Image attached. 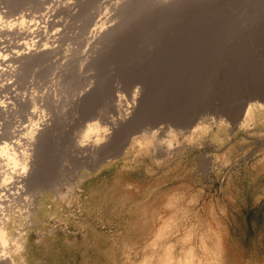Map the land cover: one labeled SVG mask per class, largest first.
<instances>
[{
  "label": "rangeland",
  "instance_id": "374dc122",
  "mask_svg": "<svg viewBox=\"0 0 264 264\" xmlns=\"http://www.w3.org/2000/svg\"><path fill=\"white\" fill-rule=\"evenodd\" d=\"M241 3L216 17L215 27L173 46H162L163 27H144L161 46L144 55L141 70L109 80H119L126 99L139 85L132 79L143 83L148 124L138 133L126 129L136 139L90 171L74 197L45 196L36 223L24 227L26 264H138L166 224L179 236L190 233L185 239L197 240L202 252L204 240H212L218 264H264V110L245 123L237 119L246 103L264 99V29H254L255 20L264 27V0ZM115 62L107 57L103 65ZM15 118L27 123L21 112ZM60 161L71 177L74 160Z\"/></svg>",
  "mask_w": 264,
  "mask_h": 264
},
{
  "label": "bare ground",
  "instance_id": "6f19581e",
  "mask_svg": "<svg viewBox=\"0 0 264 264\" xmlns=\"http://www.w3.org/2000/svg\"><path fill=\"white\" fill-rule=\"evenodd\" d=\"M251 1L0 0V264H26L24 227L36 223L46 195L59 200L74 197L90 171L136 139L126 129L135 127L138 133L140 124H148L143 83L132 79L139 85L126 99L118 93L119 80H109L115 72L138 71L144 55L161 46L151 32L144 34V27H163L162 46H173L218 25L216 17L219 21L232 13L236 4ZM22 7L27 9L21 12ZM254 24L255 30L264 29L256 20ZM170 30H175L173 35L167 33ZM72 39L76 47L62 46ZM107 57L116 62L103 65ZM258 109L264 110V99L246 103L238 123L250 120ZM18 112L26 115L27 123L15 118ZM86 120L91 121L78 129ZM90 125L107 131H89ZM85 135L88 140L81 144ZM142 139L151 142L149 137ZM70 159L72 176L65 178L60 160ZM82 169L87 171L81 173ZM176 228L162 226L138 264H213L212 258L218 264L219 251L212 240H204L202 252L196 249L197 240L185 239L190 233L179 236ZM173 232L175 240L170 241Z\"/></svg>",
  "mask_w": 264,
  "mask_h": 264
},
{
  "label": "clouds",
  "instance_id": "9594fccd",
  "mask_svg": "<svg viewBox=\"0 0 264 264\" xmlns=\"http://www.w3.org/2000/svg\"><path fill=\"white\" fill-rule=\"evenodd\" d=\"M89 131H107V129H99V128H98L97 126H95V125H90V126H89ZM100 139H102V137H98L97 140H96V142L99 143ZM87 140H88V136L85 135L84 139L80 140V143H81V144H84V143L87 142Z\"/></svg>",
  "mask_w": 264,
  "mask_h": 264
}]
</instances>
